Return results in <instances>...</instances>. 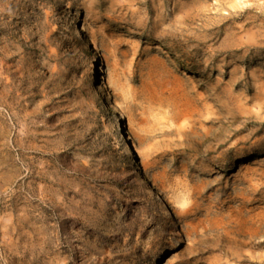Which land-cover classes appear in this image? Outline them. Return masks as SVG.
Returning a JSON list of instances; mask_svg holds the SVG:
<instances>
[{
    "label": "rangeland",
    "instance_id": "obj_1",
    "mask_svg": "<svg viewBox=\"0 0 264 264\" xmlns=\"http://www.w3.org/2000/svg\"><path fill=\"white\" fill-rule=\"evenodd\" d=\"M0 264H264V0H0Z\"/></svg>",
    "mask_w": 264,
    "mask_h": 264
},
{
    "label": "bare ground",
    "instance_id": "obj_2",
    "mask_svg": "<svg viewBox=\"0 0 264 264\" xmlns=\"http://www.w3.org/2000/svg\"><path fill=\"white\" fill-rule=\"evenodd\" d=\"M71 33L79 46L80 51L88 50V42L86 41V37L84 36L82 29L80 26L73 21L72 26L70 27ZM100 72V63L96 61L89 73V89L92 95L96 98L97 103L102 105V113L105 117L110 116V109L106 105V101L104 96L97 89V79ZM119 129L115 133V140L121 149L123 158L128 162L129 166L134 169V171H138V166L135 162L133 152L131 150L130 145L127 143V140L124 135V125L122 120H119ZM142 188L146 190L151 198V201L154 203L155 207L159 210V214L163 219L166 226L171 227L173 225L172 215L170 210L159 193L150 187V185L143 180L141 182Z\"/></svg>",
    "mask_w": 264,
    "mask_h": 264
}]
</instances>
